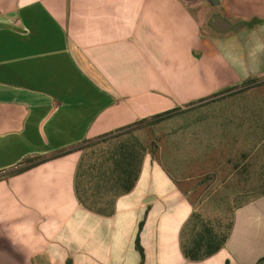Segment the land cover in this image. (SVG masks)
<instances>
[{
  "label": "crops",
  "instance_id": "crops-1",
  "mask_svg": "<svg viewBox=\"0 0 264 264\" xmlns=\"http://www.w3.org/2000/svg\"><path fill=\"white\" fill-rule=\"evenodd\" d=\"M237 5L245 25L216 35L182 0H0L4 264L259 262L264 192L233 208L216 253L185 255L183 242L207 221L196 207L201 196H192L195 168L176 164L173 173L159 158L162 132L149 140L134 133L148 151L112 214L88 209L75 188L87 140L143 132L156 116L177 114L216 92V71H229L225 84L264 75V0ZM236 171L238 185H256L254 169Z\"/></svg>",
  "mask_w": 264,
  "mask_h": 264
},
{
  "label": "rangeland",
  "instance_id": "rangeland-1",
  "mask_svg": "<svg viewBox=\"0 0 264 264\" xmlns=\"http://www.w3.org/2000/svg\"><path fill=\"white\" fill-rule=\"evenodd\" d=\"M182 1L193 6L207 32L235 33L216 30L210 22L214 14L220 13L229 22L238 23L242 13L238 0H220L218 5L211 0ZM227 73V70L216 71L214 78L219 86L216 92L184 109L181 107L177 114L147 123L143 132L136 127L122 132L132 131L138 136L143 133L146 140L162 132L159 158L173 173L176 164L195 168L191 183L198 188L192 196H201L196 205L199 215L220 231L226 230L233 220L235 206L264 192V75L252 79V83L247 80L229 85L225 84ZM115 135L87 140L81 147L83 151L106 147L116 141L111 139ZM238 166L255 170L256 185H248L250 181L243 186L237 184V176L243 173L236 171ZM218 170L224 171L216 173ZM6 261L2 258L0 264Z\"/></svg>",
  "mask_w": 264,
  "mask_h": 264
},
{
  "label": "trees",
  "instance_id": "trees-1",
  "mask_svg": "<svg viewBox=\"0 0 264 264\" xmlns=\"http://www.w3.org/2000/svg\"><path fill=\"white\" fill-rule=\"evenodd\" d=\"M254 22H246V26H252ZM168 114L169 112H166L156 116L155 120H161ZM111 139L116 141L106 147H100L101 149L83 151L75 181L76 193L81 203L92 211L107 215L115 211L117 197L135 187L143 158L148 151V146L141 143L132 131L120 132ZM150 145L155 148L156 140ZM230 227L231 224L226 230L217 231L212 223H202L201 228L193 233L189 243L183 242L185 255L192 260H199L216 253L227 241ZM137 247L144 255L139 237ZM257 264H264V256Z\"/></svg>",
  "mask_w": 264,
  "mask_h": 264
},
{
  "label": "water",
  "instance_id": "water-1",
  "mask_svg": "<svg viewBox=\"0 0 264 264\" xmlns=\"http://www.w3.org/2000/svg\"><path fill=\"white\" fill-rule=\"evenodd\" d=\"M214 5H218L220 3V0H211ZM211 26L216 30H237L240 27L244 26V22H238V23H232L229 22L225 17L222 16L220 13H216L211 18L210 22Z\"/></svg>",
  "mask_w": 264,
  "mask_h": 264
}]
</instances>
